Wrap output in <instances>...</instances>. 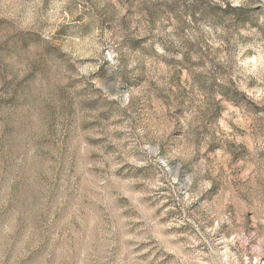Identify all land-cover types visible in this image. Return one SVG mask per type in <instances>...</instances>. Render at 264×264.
<instances>
[{
	"label": "rangeland",
	"instance_id": "374dc122",
	"mask_svg": "<svg viewBox=\"0 0 264 264\" xmlns=\"http://www.w3.org/2000/svg\"><path fill=\"white\" fill-rule=\"evenodd\" d=\"M264 260V0H0V264Z\"/></svg>",
	"mask_w": 264,
	"mask_h": 264
},
{
	"label": "built area",
	"instance_id": "2783aa9c",
	"mask_svg": "<svg viewBox=\"0 0 264 264\" xmlns=\"http://www.w3.org/2000/svg\"><path fill=\"white\" fill-rule=\"evenodd\" d=\"M257 264H264V260L259 261Z\"/></svg>",
	"mask_w": 264,
	"mask_h": 264
}]
</instances>
